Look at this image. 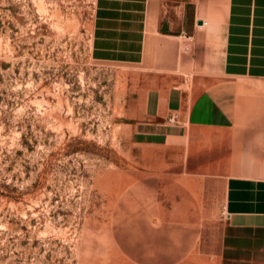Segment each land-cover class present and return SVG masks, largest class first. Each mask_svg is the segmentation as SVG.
Segmentation results:
<instances>
[{
	"label": "rangeland",
	"instance_id": "rangeland-1",
	"mask_svg": "<svg viewBox=\"0 0 264 264\" xmlns=\"http://www.w3.org/2000/svg\"><path fill=\"white\" fill-rule=\"evenodd\" d=\"M94 3L0 0V264H220L223 165L130 142L144 86L92 58Z\"/></svg>",
	"mask_w": 264,
	"mask_h": 264
},
{
	"label": "crops",
	"instance_id": "crops-1",
	"mask_svg": "<svg viewBox=\"0 0 264 264\" xmlns=\"http://www.w3.org/2000/svg\"><path fill=\"white\" fill-rule=\"evenodd\" d=\"M90 33L138 70L133 145L223 165L220 264H264V0H95Z\"/></svg>",
	"mask_w": 264,
	"mask_h": 264
},
{
	"label": "built area",
	"instance_id": "built-area-1",
	"mask_svg": "<svg viewBox=\"0 0 264 264\" xmlns=\"http://www.w3.org/2000/svg\"><path fill=\"white\" fill-rule=\"evenodd\" d=\"M174 119H175V116L173 115V114H171L169 117H168V121H170V122H172V121H174Z\"/></svg>",
	"mask_w": 264,
	"mask_h": 264
}]
</instances>
